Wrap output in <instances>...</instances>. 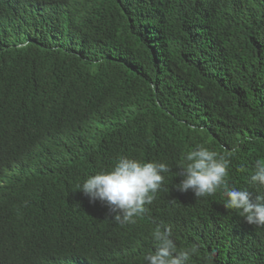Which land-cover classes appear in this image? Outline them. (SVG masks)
I'll use <instances>...</instances> for the list:
<instances>
[{
	"label": "trees",
	"instance_id": "obj_1",
	"mask_svg": "<svg viewBox=\"0 0 264 264\" xmlns=\"http://www.w3.org/2000/svg\"><path fill=\"white\" fill-rule=\"evenodd\" d=\"M198 145L264 193V0H0V264H145L166 226L190 264H264L222 189L175 188ZM119 156L172 168L124 226L77 190Z\"/></svg>",
	"mask_w": 264,
	"mask_h": 264
},
{
	"label": "clouds",
	"instance_id": "obj_2",
	"mask_svg": "<svg viewBox=\"0 0 264 264\" xmlns=\"http://www.w3.org/2000/svg\"><path fill=\"white\" fill-rule=\"evenodd\" d=\"M230 160L206 146L198 145L188 152L180 164V182L175 188L182 192L191 190L199 199L223 190L227 209L239 212L250 225L264 227V193L253 194L246 188L229 186L226 177ZM165 162L141 161L129 156H119L110 169L89 175L77 186L89 201L101 202L108 208L111 218L119 225L136 223V218L146 212L165 179L171 172ZM241 171H244L241 168ZM248 183L264 188V160H257ZM154 250L144 255L145 264H190L197 247L178 248L171 227H156L152 232Z\"/></svg>",
	"mask_w": 264,
	"mask_h": 264
}]
</instances>
